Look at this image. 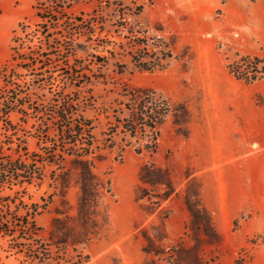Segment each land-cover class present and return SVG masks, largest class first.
<instances>
[{
	"label": "rangeland",
	"instance_id": "obj_1",
	"mask_svg": "<svg viewBox=\"0 0 264 264\" xmlns=\"http://www.w3.org/2000/svg\"><path fill=\"white\" fill-rule=\"evenodd\" d=\"M35 2L0 0V70L9 59L14 29L35 52H44L40 61L46 65L37 70L16 67L13 96L24 106H11L14 109L8 115L0 112V156L15 158L22 146L34 154L41 152L45 145L42 129L51 118L48 103L75 89L67 74L71 66L89 81L82 89L84 95L90 89L96 107L112 103L127 88H150L173 110L158 127L155 154L136 153L139 142L135 139L127 138L130 143L124 146L121 134L112 136L111 151L102 150L103 159L93 170L103 189L98 206L89 211L87 229L91 233L84 243L61 248L46 245L56 234L54 219L63 221L75 234L81 230L76 210L78 187L71 184L62 194L56 166L42 167L41 183L0 186V216L18 218L26 213L25 204L39 205L34 215L39 230L31 240L21 237L19 226L14 241L0 236V264H151L152 259L157 264H173L167 254L159 258L147 254L153 252L145 251V236L160 253H191L197 248L206 264H234L236 259L258 264L255 251L264 242V234H243L251 211L230 208L235 196L234 165L240 156L235 141L241 125L231 123V105L211 94L215 88L241 93L251 90L244 81L232 84L226 69L240 57L231 41L238 33L191 32V4L180 15L172 10L183 2L113 0L106 5L77 0L68 12L81 23L59 21L56 27L34 15ZM214 17L219 18V11ZM20 22L27 25V37L18 27ZM140 62L147 68H139ZM44 77L46 82L39 81ZM3 85L0 79L1 90ZM2 98L0 95V101ZM253 98L264 104L261 94ZM241 105L245 110L248 107L245 101ZM181 106L188 116L178 126L174 121L183 119ZM85 115L94 118L95 145L103 146L106 119L94 109L86 110ZM145 164L166 168L176 193L161 199L168 192L164 185L140 179ZM196 192L220 234L217 243L211 244L202 233L196 243L191 226L187 228L190 216L184 197L194 205ZM11 244L17 248L10 250ZM39 253H46L45 259ZM260 264H264V256Z\"/></svg>",
	"mask_w": 264,
	"mask_h": 264
},
{
	"label": "trees",
	"instance_id": "obj_2",
	"mask_svg": "<svg viewBox=\"0 0 264 264\" xmlns=\"http://www.w3.org/2000/svg\"><path fill=\"white\" fill-rule=\"evenodd\" d=\"M96 1L99 4L110 5L113 0ZM75 2L77 0H36L34 15L53 27H56L59 21H65L68 24H80L81 20L78 17H71L68 12ZM139 8L141 7L139 6ZM18 27L24 32V37H27L29 34L26 30L27 25L20 22ZM40 32L46 36L43 30ZM26 41L22 36L17 35L16 29L13 30L10 56L0 70V79L4 81L3 89L0 88V95L3 97L0 101V112L4 115H8L14 109L11 106H17V104L20 107L24 106L23 103H18L17 97L13 96L16 89L14 82L16 67L37 70L46 66L43 61H40L45 56L44 52H35V49L31 48ZM259 64H261L260 67ZM241 65L244 67H240ZM138 67L147 68L146 64L141 62L138 63ZM227 68L236 79L246 83L264 78V58L243 55L238 60L229 63ZM67 74L71 76L75 89L72 92L62 93L61 97L53 100L50 104L48 103L50 107L48 115L51 118L42 129L45 145L41 147V152L34 154L22 146V153L15 158L0 156V186L5 183L30 185L35 180L41 183L43 180L42 167L54 165L58 169L55 178H58L62 194L71 184L78 187L76 210L81 230L75 234L72 229L65 226L63 221L54 219L52 226L56 234L52 236V239L49 238L51 240L46 245L57 248L74 246L89 239L91 233L87 229L90 220L89 211L98 206L103 189V183L95 175L93 169L96 162L103 159L102 150L111 151L114 148L112 136L121 134L125 141L124 146L130 143L127 138L138 141L139 146L134 148L136 153L146 151L149 154H155L158 149V127L163 123L167 114L173 110L165 98L150 88H127L124 93H118V97L113 99L112 103H103L96 107V101L90 89L87 91L90 93L84 95L82 86L89 81L83 79L82 73L71 66ZM45 80L46 77L39 79L42 82H46ZM9 98L13 100L10 101ZM181 108L183 119L181 122L174 121L178 126L185 123L188 116L186 108L184 106ZM88 109L96 110L97 115H103L106 119L107 128L104 133L103 146L94 143L95 139L92 132L94 118L85 115ZM50 129L54 132L52 135H50ZM139 176L145 182L159 183L167 188L168 192H164L160 196L161 199H167L176 193L171 183L170 173L166 168L145 164L141 167ZM188 177L189 175L186 176V178ZM196 197L197 201L194 205L186 196L184 197V204L190 216L187 228L191 226V230L195 233L193 238L196 243L199 242V233H202L211 244L217 243L220 240V234L215 230L209 213L198 200L197 192ZM24 206L26 213L18 218H11L7 215L0 216V236L10 237L14 241L15 228L19 226L23 239L31 240L33 238L39 230L34 221V215L38 213L39 205L31 203ZM145 239L148 242L145 251L153 252L147 254H152L156 258L167 254L166 256L172 260L173 264H206L197 248L191 249V253H160L161 251L156 249L157 247L149 237L145 236ZM16 248L15 245H9L10 250ZM39 254L45 259L46 253ZM31 257L40 258V255L32 254ZM73 264H79V261H75ZM151 264L157 263L152 259ZM234 264H243V260L236 259Z\"/></svg>",
	"mask_w": 264,
	"mask_h": 264
},
{
	"label": "crops",
	"instance_id": "obj_3",
	"mask_svg": "<svg viewBox=\"0 0 264 264\" xmlns=\"http://www.w3.org/2000/svg\"><path fill=\"white\" fill-rule=\"evenodd\" d=\"M171 3L183 2L174 12L188 10L191 4V32L238 33L231 39L239 56L249 55L264 58V0H162ZM188 8V9H187ZM215 11L219 18L215 19ZM227 69V66H226ZM227 72L229 73L228 69ZM232 84L242 83L231 73ZM215 82V81H211ZM251 90L241 93L232 89H213L211 94L231 105L228 117L233 124L238 122L240 132L236 137V154L240 155L234 165L235 187L231 209L251 211L250 223L243 234H264V104L254 100L255 94L264 99V79L244 82ZM241 101L248 103L241 105ZM246 126V128H244ZM252 144L254 147H251ZM257 262L264 256V242L258 246Z\"/></svg>",
	"mask_w": 264,
	"mask_h": 264
}]
</instances>
